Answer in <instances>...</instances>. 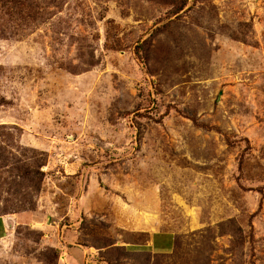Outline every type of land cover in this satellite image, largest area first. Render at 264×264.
<instances>
[{"label": "rangeland", "instance_id": "rangeland-1", "mask_svg": "<svg viewBox=\"0 0 264 264\" xmlns=\"http://www.w3.org/2000/svg\"><path fill=\"white\" fill-rule=\"evenodd\" d=\"M0 128V264H264V0H0Z\"/></svg>", "mask_w": 264, "mask_h": 264}, {"label": "crops", "instance_id": "crops-1", "mask_svg": "<svg viewBox=\"0 0 264 264\" xmlns=\"http://www.w3.org/2000/svg\"><path fill=\"white\" fill-rule=\"evenodd\" d=\"M9 225L10 223L6 224V219L0 218V240L6 238Z\"/></svg>", "mask_w": 264, "mask_h": 264}, {"label": "trees", "instance_id": "trees-1", "mask_svg": "<svg viewBox=\"0 0 264 264\" xmlns=\"http://www.w3.org/2000/svg\"><path fill=\"white\" fill-rule=\"evenodd\" d=\"M1 129V128H0ZM2 130H6V129H1L0 131H2ZM0 150H1V147H0ZM41 179H42V177H41ZM168 246H169V250H170V245H169V243H168ZM168 250V251H169Z\"/></svg>", "mask_w": 264, "mask_h": 264}]
</instances>
